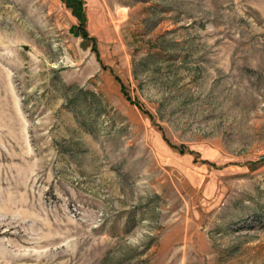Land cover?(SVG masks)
Masks as SVG:
<instances>
[{"label": "rangeland", "instance_id": "1", "mask_svg": "<svg viewBox=\"0 0 264 264\" xmlns=\"http://www.w3.org/2000/svg\"><path fill=\"white\" fill-rule=\"evenodd\" d=\"M83 2L0 0V264H264V0Z\"/></svg>", "mask_w": 264, "mask_h": 264}, {"label": "trees", "instance_id": "2", "mask_svg": "<svg viewBox=\"0 0 264 264\" xmlns=\"http://www.w3.org/2000/svg\"><path fill=\"white\" fill-rule=\"evenodd\" d=\"M65 2L67 8H69L73 15L78 19V25L72 28L74 34L81 36L85 41H92L93 50L97 52V44L95 39L92 38L85 27L86 23V14L84 10V2L83 0H62ZM116 80L120 83L121 92L123 96L133 105L138 106L141 110H143L146 114L148 112L144 109L143 105L139 102L133 101L131 96L129 95L126 86L122 82V80L116 76ZM184 147L180 148V151L183 152Z\"/></svg>", "mask_w": 264, "mask_h": 264}]
</instances>
